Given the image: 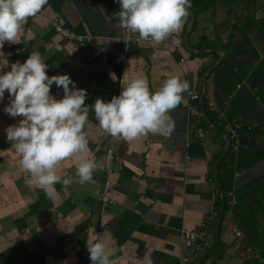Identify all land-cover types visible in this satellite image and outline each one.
Segmentation results:
<instances>
[{
	"label": "crops",
	"instance_id": "0c3cea01",
	"mask_svg": "<svg viewBox=\"0 0 264 264\" xmlns=\"http://www.w3.org/2000/svg\"><path fill=\"white\" fill-rule=\"evenodd\" d=\"M118 0H48L22 26L17 43L5 42L0 65L10 70L40 51L49 76L68 73L87 90V158L95 162L91 181L79 183L74 155L58 165L72 183H57L49 194L31 182L6 128L22 117L4 112L0 103V264H91L87 244L103 241L112 264H179L182 230L201 229L203 245L213 239L225 208L216 244L203 264H264V0H190L180 46L168 37L132 48L124 67L113 63L117 47L107 37L120 33ZM193 14V22L189 21ZM52 21L93 40L80 45L57 33ZM189 28L186 38L183 37ZM218 63V64H217ZM217 66L211 69L214 65ZM114 74V75H112ZM140 76L158 90L167 78L187 80L189 90L204 95L170 110V134L148 133L135 139L113 137L95 117L94 103L119 95ZM71 87V86H70ZM51 92L60 99L62 87ZM191 105V108H189ZM237 128L238 146L226 149L223 131ZM221 129V130H220ZM196 135V136H195ZM112 148V171L105 154ZM223 153V154H222ZM109 177L115 202L102 209L99 192ZM234 196L236 203L231 205ZM241 233L234 256L223 258ZM201 252L191 254L195 264Z\"/></svg>",
	"mask_w": 264,
	"mask_h": 264
},
{
	"label": "clouds",
	"instance_id": "9594fccd",
	"mask_svg": "<svg viewBox=\"0 0 264 264\" xmlns=\"http://www.w3.org/2000/svg\"><path fill=\"white\" fill-rule=\"evenodd\" d=\"M118 2L120 27L138 34V39L157 44L180 32L190 7V0ZM47 3L48 0H0V51L5 42H18L28 17L35 16ZM7 65H0V103L7 91L10 103L4 106V112L22 119L5 131L21 157L22 167L31 174V182L49 194L57 183H72L71 177L59 174L58 165L74 155L79 183L91 181L96 164L87 158L89 141L84 130L90 112L85 103L87 90L76 87L68 73L49 76V65L40 51L30 53L23 62H12L10 70L4 71ZM53 85L63 88L62 98L52 94ZM189 89L187 80L173 76L153 92L148 80L137 76L122 85L120 94L111 100L98 97L94 103L95 117L113 137L132 140L148 133L166 136L174 127L170 110L181 104ZM87 247L91 264H112L103 241ZM148 264H152L151 259Z\"/></svg>",
	"mask_w": 264,
	"mask_h": 264
},
{
	"label": "built area",
	"instance_id": "2783aa9c",
	"mask_svg": "<svg viewBox=\"0 0 264 264\" xmlns=\"http://www.w3.org/2000/svg\"><path fill=\"white\" fill-rule=\"evenodd\" d=\"M51 24L57 33L65 36L67 39L75 40L79 42L80 45H85L86 43L93 40L92 36L77 35L74 31L63 27L56 21H52ZM173 37L178 39L179 43L174 42ZM181 37H182L181 30L179 33H175L172 36H170L169 42L171 46L179 47ZM106 41L111 47L118 48L114 56L113 63L118 66H122V67L126 65L129 53L131 52L133 47L138 46L139 44L143 42H146V43L152 42L149 40L138 39V34H132L128 30L122 27L118 35L107 37ZM122 85L123 84L120 82L118 94H120V92L122 91ZM187 97L190 102H194L199 99V93L195 90H189L187 92ZM189 108H191V105H189ZM228 136L233 144L232 146L233 149H236L238 146L237 128L233 127L232 129H230ZM113 159H114L113 149L109 148L105 154L106 162H105L104 170L106 174H110V172L112 171L111 163ZM113 187H114V183L111 181L109 177H106L103 181V184L99 192L100 201H101L103 210L108 205H111L115 202L111 194ZM229 202L231 205L235 204L236 203L235 197L232 196ZM232 232L234 235V241L232 244H230L229 246L225 248L224 253H223V258L234 256L239 251L241 233L239 229L235 226L232 227ZM203 240H204V232L201 229L182 230L181 248L183 250V253L181 254L179 264H191V254H193L194 252H202L203 249L205 248V246L203 245Z\"/></svg>",
	"mask_w": 264,
	"mask_h": 264
},
{
	"label": "water",
	"instance_id": "95a60500",
	"mask_svg": "<svg viewBox=\"0 0 264 264\" xmlns=\"http://www.w3.org/2000/svg\"><path fill=\"white\" fill-rule=\"evenodd\" d=\"M192 22H193V14H192V17L189 21V28L191 27L192 25ZM189 28L187 29L184 37H183V45L187 48V49H190V47L187 45V42H186V38L188 36V32H189ZM218 64V63H217ZM216 65H214L211 69L215 68ZM199 100H200V104H201V111L203 112V115L206 117L205 115V110H204V95L203 93L200 94V97H199ZM221 130V129H220ZM223 133L225 134V138H226V149L224 152H226V150L230 147L231 145V140L227 134V132L223 131ZM223 154V153H222ZM219 161H217L215 164H214V168H213V174H214V177L216 179V182L220 188V192H221V201H220V210H219V214H218V219H217V223H216V227H215V231H214V235H213V239L211 241V243L209 245H207L203 251L201 252V254L199 255L198 259L196 260L195 264H203L207 254L209 253V251L213 248V246L216 244L217 240H218V237H219V231H220V224L222 222V219H223V214H224V208H225V192L220 184V180L217 176V172H216V168H217V164H218Z\"/></svg>",
	"mask_w": 264,
	"mask_h": 264
}]
</instances>
